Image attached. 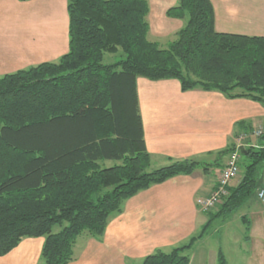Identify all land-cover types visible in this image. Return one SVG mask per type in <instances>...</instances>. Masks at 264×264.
I'll return each mask as SVG.
<instances>
[{"label":"trees","instance_id":"trees-1","mask_svg":"<svg viewBox=\"0 0 264 264\" xmlns=\"http://www.w3.org/2000/svg\"><path fill=\"white\" fill-rule=\"evenodd\" d=\"M67 2L69 52L57 62L0 76V256L25 238L44 237V264H69L78 237L100 239L126 200L201 165L189 159L151 169L139 77L176 79L184 92L217 91L264 106V37L218 32L210 0H178L167 11L185 22L167 49L149 38L147 0ZM120 50L123 59L103 63ZM236 127L252 129L246 122ZM258 139L243 147L238 182L228 187L218 212H207L200 232L140 264H190L191 250L215 221L257 197L264 133ZM236 149L230 144L216 162ZM243 220L248 239L250 220ZM217 264H227L222 251Z\"/></svg>","mask_w":264,"mask_h":264},{"label":"crops","instance_id":"crops-1","mask_svg":"<svg viewBox=\"0 0 264 264\" xmlns=\"http://www.w3.org/2000/svg\"><path fill=\"white\" fill-rule=\"evenodd\" d=\"M147 1L150 40L160 47L163 40L172 38L173 42L185 23L167 16L178 0ZM210 1L218 32L264 37V0ZM69 25L67 0H0V76L57 62L69 52ZM137 91L151 169L189 159L201 165L191 175L173 177L126 200L100 239L87 233L78 237L74 260L69 264H140L157 250L167 252L185 244L208 221L197 199L207 197L217 184L227 158L216 162L218 152L232 143L237 147L243 136L247 138L240 145L259 144L252 132L264 126V106L260 103L229 99L217 91L184 92L176 79L151 81L139 77ZM240 122L250 124L252 129L241 132L236 127ZM237 182L238 178L231 185ZM263 211L253 210L260 216ZM253 226L251 250L247 256L241 253L239 264H264V235L255 237ZM202 241L191 250L190 264H217L215 251L211 256L206 252L196 262ZM44 243V237L25 238L0 256V264H44Z\"/></svg>","mask_w":264,"mask_h":264},{"label":"rangeland","instance_id":"rangeland-1","mask_svg":"<svg viewBox=\"0 0 264 264\" xmlns=\"http://www.w3.org/2000/svg\"><path fill=\"white\" fill-rule=\"evenodd\" d=\"M168 40V39H167ZM163 40V45L161 44L162 49H167L169 43L172 42V38L169 41ZM168 42V43H167ZM124 58L123 52L120 50L116 54H106L104 57L103 63L106 65L116 63ZM264 130V126H261ZM258 129V128H257ZM227 158L225 159V163ZM220 162V161H219ZM114 162H106L107 166H112ZM245 164V157L241 155L239 161L240 172L242 171ZM225 165V164H224ZM215 169V168H213ZM216 171H214V174ZM259 187L264 188V166L259 169ZM258 196V194H257ZM259 198V197H258ZM252 199L246 205H244L239 211L233 213L230 216L218 219L213 224L210 231L205 235L207 238L203 240L201 245L202 247L197 256V261L200 262L202 257L206 252H210V256L214 251L217 252V259L219 251H222L226 257L228 256L230 264H239L243 255L241 253L245 252V256L251 250L252 243H250L251 231L249 238H246V224L244 223V218H249L250 224L254 227V236L258 237L259 235H264V211L259 214H254V209H263L264 203L260 199ZM250 205L252 207L250 208ZM220 207H215L211 211L218 212ZM207 213V212H206ZM60 228L57 226L54 228V231L57 232ZM259 234V235H258ZM258 235V236H257ZM200 241V240H199ZM241 250V251H240ZM215 255V254H213ZM227 260V257H226ZM237 261V262H236Z\"/></svg>","mask_w":264,"mask_h":264},{"label":"built area","instance_id":"built-area-1","mask_svg":"<svg viewBox=\"0 0 264 264\" xmlns=\"http://www.w3.org/2000/svg\"><path fill=\"white\" fill-rule=\"evenodd\" d=\"M263 133L264 130L262 128H258L253 132L252 136L259 138ZM246 138L247 136L241 137L240 144ZM240 144L237 146V149L231 152L227 157V161L218 176L217 184L214 190L207 197H199L197 199V205L204 212H209L215 207L222 205L224 200L229 195L228 187L239 177V161L241 159L240 148L242 146ZM258 197L260 201L264 203V189L258 190Z\"/></svg>","mask_w":264,"mask_h":264},{"label":"water","instance_id":"water-1","mask_svg":"<svg viewBox=\"0 0 264 264\" xmlns=\"http://www.w3.org/2000/svg\"><path fill=\"white\" fill-rule=\"evenodd\" d=\"M242 149H243V147H242V148H240V150H241V151H243ZM242 153L244 154V152H242ZM243 179H244V176H243V177H242V179L239 181V184H241V183H242Z\"/></svg>","mask_w":264,"mask_h":264}]
</instances>
